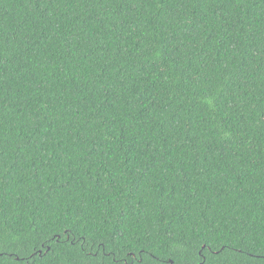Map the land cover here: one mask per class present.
Segmentation results:
<instances>
[{"label": "trees", "instance_id": "obj_1", "mask_svg": "<svg viewBox=\"0 0 264 264\" xmlns=\"http://www.w3.org/2000/svg\"><path fill=\"white\" fill-rule=\"evenodd\" d=\"M0 264H264V0H0Z\"/></svg>", "mask_w": 264, "mask_h": 264}]
</instances>
